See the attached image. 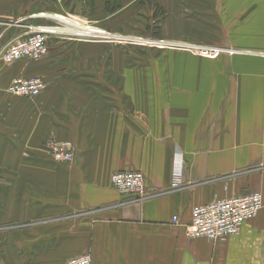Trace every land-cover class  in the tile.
Masks as SVG:
<instances>
[{
  "label": "crops",
  "instance_id": "0c3cea01",
  "mask_svg": "<svg viewBox=\"0 0 264 264\" xmlns=\"http://www.w3.org/2000/svg\"><path fill=\"white\" fill-rule=\"evenodd\" d=\"M183 1L0 0V46L60 18L123 29L150 7L163 15L159 30L179 39L192 22L178 18ZM219 1L235 36L224 44L234 51L216 57L167 51L150 58L151 72L131 73L122 57L88 55L98 43L74 41L76 67H61L50 47L40 59L0 64V264H63L85 253L91 264H264V0L247 18ZM33 75L45 82L38 97L6 91ZM48 140H70L73 161L54 162ZM178 159L183 186L167 190ZM118 170L142 171L161 192L130 201L110 184ZM249 191L262 193L263 206L238 234L185 236L193 206Z\"/></svg>",
  "mask_w": 264,
  "mask_h": 264
},
{
  "label": "built area",
  "instance_id": "2783aa9c",
  "mask_svg": "<svg viewBox=\"0 0 264 264\" xmlns=\"http://www.w3.org/2000/svg\"><path fill=\"white\" fill-rule=\"evenodd\" d=\"M62 28H64L62 24L27 25L24 34L11 38L0 46V64H11L23 58L40 59L48 53V36L67 31ZM96 34L103 37L110 35L104 30L92 35ZM138 39L142 40V38ZM203 51L204 54L218 53L214 47L207 50L205 47ZM44 88V80L38 75H33L12 79L6 91L14 96L34 98L41 94ZM45 147L56 161L71 163L74 159V146L69 140H48ZM178 160L180 164L174 169L167 190H176L183 186L182 160ZM110 184L120 195L128 197L130 201L146 199L161 192L147 188L144 174L140 170L114 171L110 176ZM262 206L263 198L260 191L215 198L207 203L195 205L191 208L189 221L183 224L184 234L190 238L225 240L229 236L238 234L243 223L254 218ZM172 221L178 222V217L173 216ZM63 264H91V257L87 253L78 254L67 258Z\"/></svg>",
  "mask_w": 264,
  "mask_h": 264
},
{
  "label": "rangeland",
  "instance_id": "374dc122",
  "mask_svg": "<svg viewBox=\"0 0 264 264\" xmlns=\"http://www.w3.org/2000/svg\"><path fill=\"white\" fill-rule=\"evenodd\" d=\"M218 0H185L183 4L187 7L188 12L180 13L179 19L191 20L188 31H183L185 37L179 39H172L166 35V33L161 32L158 28V24L155 25V21H160L163 15H153V9L145 10L147 15L143 16H131L130 23L123 26V29L119 30H107L105 32L109 33L110 36L103 37L99 35H78L77 32L70 29L75 28L74 26L82 29H90L95 32H101L97 27H92V25H81L77 22H70L66 18H62L69 23L61 20L60 23L52 24H62L63 27L70 25L67 31L60 32V34L50 35L47 38L48 50L53 51L55 57H61L59 60L61 67L63 62L66 61V66H75V62L71 65L69 59L76 54H79L78 47H83V41L88 43H98L99 48L96 46L89 47L87 54L91 52L93 55L100 57H110L119 56L124 58V63L126 64V69H130L131 73H136L138 71L151 72L153 70L152 62L150 60L153 56H164L167 51H183L191 55L203 56V57H216L223 53H228L234 51V49L224 47L227 37L233 38L235 32H229L226 23L223 22L227 17L220 14L218 7L216 5ZM259 2L261 0H220L223 6L221 9H229L234 6L242 8V18H247L249 15L250 8L259 7ZM264 2V1H263ZM241 5H240V4ZM212 9V10H210ZM256 9V8H255ZM240 18V17H239ZM71 20V18H68ZM162 20V19H161ZM208 22H214L217 26L215 30H209ZM159 23V22H158ZM238 26V25H237ZM71 27V28H70ZM96 28V29H95ZM76 29V28H75ZM116 29V28H115ZM226 29V30H225ZM64 33V34H63ZM92 35V36H91ZM122 36V37H117ZM93 37V38H92ZM138 38H142L139 40ZM234 39H237V37ZM66 41V43L61 44L58 42ZM74 41H78V47L73 44ZM97 41V42H95ZM165 42V43H164ZM173 42V43H172ZM187 44V45H186ZM82 45V46H81ZM93 45V44H92ZM180 45V46H179ZM191 45V46H189ZM187 46V47H186ZM208 48L214 47L215 51L218 53H208L204 54V51ZM88 48V47H87ZM214 55V56H208ZM26 59V58H23ZM128 61V62H127ZM109 64L98 65L100 71H106L109 68ZM125 67V66H124ZM88 65L82 68V71H89ZM79 71V70H78ZM132 75V74H131ZM102 81H99L101 83ZM105 82V81H103ZM132 82V81H130ZM137 80H135V83ZM152 83V80L149 81ZM11 95V94H10ZM40 95V94H39ZM38 95V96H39ZM14 96V95H12ZM36 96V97H38ZM34 97V98H36ZM27 98V97H26ZM33 98V99H34ZM70 141V140H69ZM72 143V142H71ZM73 144V143H72ZM53 159V158H52ZM54 160V159H53ZM59 164H67L64 162L56 161Z\"/></svg>",
  "mask_w": 264,
  "mask_h": 264
},
{
  "label": "bare ground",
  "instance_id": "6f19581e",
  "mask_svg": "<svg viewBox=\"0 0 264 264\" xmlns=\"http://www.w3.org/2000/svg\"><path fill=\"white\" fill-rule=\"evenodd\" d=\"M61 20H63L62 18H60ZM63 21H65V20H63ZM70 22H72V21H70ZM73 22H75V21H73ZM65 23H69V21L67 22V21H65ZM68 27L70 26V25H67ZM67 26H65L64 28H62V29H64V30H68L69 28H67ZM75 28H72V29H70V30H72V31H75V32H77L78 33V35H82V36H85V35H90V34H95V33H101V32H95L94 30H90V29H80V28H78V27H76V26H74ZM71 28V27H70ZM64 34V33H63ZM92 36V35H91ZM110 36V35H109ZM93 38V37H92ZM165 43V42H164ZM173 43V42H172ZM187 45V44H186ZM180 46V45H179ZM187 47V46H186Z\"/></svg>",
  "mask_w": 264,
  "mask_h": 264
}]
</instances>
